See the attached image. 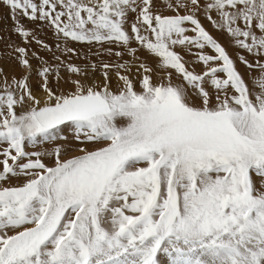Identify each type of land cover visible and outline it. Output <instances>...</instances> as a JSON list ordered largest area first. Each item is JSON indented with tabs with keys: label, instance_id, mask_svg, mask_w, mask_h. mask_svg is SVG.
<instances>
[{
	"label": "snow or ice",
	"instance_id": "6c2138e0",
	"mask_svg": "<svg viewBox=\"0 0 264 264\" xmlns=\"http://www.w3.org/2000/svg\"><path fill=\"white\" fill-rule=\"evenodd\" d=\"M0 3V264H264V0Z\"/></svg>",
	"mask_w": 264,
	"mask_h": 264
},
{
	"label": "bare ground",
	"instance_id": "6f19581e",
	"mask_svg": "<svg viewBox=\"0 0 264 264\" xmlns=\"http://www.w3.org/2000/svg\"><path fill=\"white\" fill-rule=\"evenodd\" d=\"M7 13H8V9L6 7H3V5L1 8V5H0V31L8 29L11 26V23H12L11 20L6 19ZM218 34H221V33H218ZM17 42L19 43V40H17ZM221 42L225 43V45L228 44V40H221ZM74 46L83 47L82 45H74ZM0 50H3V45H0ZM229 51L234 53L236 50L229 48ZM4 64L6 67H8L9 74H11L12 71H15L17 74H19V72L21 71L18 66L14 67L11 62L5 61Z\"/></svg>",
	"mask_w": 264,
	"mask_h": 264
},
{
	"label": "rangeland",
	"instance_id": "374dc122",
	"mask_svg": "<svg viewBox=\"0 0 264 264\" xmlns=\"http://www.w3.org/2000/svg\"><path fill=\"white\" fill-rule=\"evenodd\" d=\"M0 5H1V8H2V3H0ZM3 7H5L4 5H3ZM7 8V7H6ZM27 22V21H26ZM205 26L209 29V31H211L212 32V34L214 35V36H216L218 39H220V40H228V38L225 36V35H223V34H218V32H216V31H214L212 28H211V25L210 24H208L207 23V21H205ZM51 36V33H49V37ZM14 39H16V40H19V37H15Z\"/></svg>",
	"mask_w": 264,
	"mask_h": 264
}]
</instances>
